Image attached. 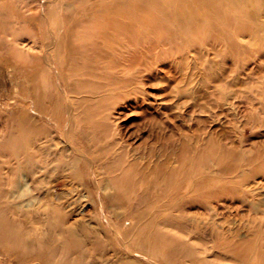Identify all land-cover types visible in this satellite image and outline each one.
I'll return each mask as SVG.
<instances>
[{
	"label": "rangeland",
	"instance_id": "1",
	"mask_svg": "<svg viewBox=\"0 0 264 264\" xmlns=\"http://www.w3.org/2000/svg\"><path fill=\"white\" fill-rule=\"evenodd\" d=\"M0 264H264V0H0Z\"/></svg>",
	"mask_w": 264,
	"mask_h": 264
},
{
	"label": "bare ground",
	"instance_id": "2",
	"mask_svg": "<svg viewBox=\"0 0 264 264\" xmlns=\"http://www.w3.org/2000/svg\"><path fill=\"white\" fill-rule=\"evenodd\" d=\"M225 1V0H224ZM216 2H219V1H216ZM224 3H226L227 4V1L226 2H224ZM237 5V4H236ZM216 7H218L217 5H216ZM223 7V6H222ZM225 7V6H224ZM239 7V6H238ZM221 8V7H220ZM231 8V7H230ZM235 8V7H234ZM247 9H249V8H247ZM246 9V10H247ZM196 10V9H195ZM116 11H117V9H116ZM194 11V10H193ZM218 11V10H217ZM239 11V10H238ZM241 11V10H240ZM239 11V12H240ZM219 12V11H218ZM233 12V11H232ZM254 12H256V11H254ZM237 13V12H236ZM117 14V13H116ZM193 14V13H192ZM228 14V13H227ZM226 14V15H227ZM106 16H104V19H103V27L101 28V32H103V39H106L107 38V34H108V31L109 30H111L112 29V26L113 25H115V24H117V20H119L118 18H117V16H115V15H113V16H111V15H107V14H105ZM229 16V15H228ZM258 16V15H257ZM123 19V18H122ZM228 19V18H227ZM119 21H121V19L119 20ZM119 21H118V23H119ZM225 21V20H224ZM250 21V20H249ZM229 21H227V23H228ZM216 23V22H215ZM217 24V23H216ZM216 26H218V25H216ZM215 26V27H216ZM113 28H114V26H113ZM216 29V28H215ZM217 29H218V27H217ZM217 31V30H216ZM213 33V32H212ZM112 33L110 32V35H111ZM211 35V34H210ZM36 100V99H35ZM35 102V101H34ZM33 117V116H32ZM32 117H30V116H27V115H25V118L28 120L27 122H29L30 121V119L32 118ZM26 122V121H25ZM32 123V122H31ZM24 125V124H23ZM89 161V160H88ZM93 166V165H92ZM53 173V172H52ZM56 174V173H55ZM73 174V173H72ZM96 180V179H95ZM95 182V181H94ZM98 183V182H97ZM71 184V183H70ZM69 184V185H70ZM101 186V185H100ZM99 187V186H98ZM52 188V187H51ZM100 189V188H99ZM52 193V192H51ZM50 193V194H51ZM51 200V199H50ZM50 203H52V202H50ZM54 203V202H53ZM55 204V203H54ZM58 205H60V204H58ZM53 206H55V205H52V206H50V207H53ZM57 207V206H56ZM55 207V208H56ZM61 207V206H60ZM59 208V207H58ZM49 209V208H48ZM57 209V208H56ZM61 209V208H60ZM47 210V209H46ZM70 211V210H69ZM58 214V213H57ZM59 214H60V212H59ZM67 217H68V215H66ZM65 219V218H64ZM38 262V261H37Z\"/></svg>",
	"mask_w": 264,
	"mask_h": 264
}]
</instances>
